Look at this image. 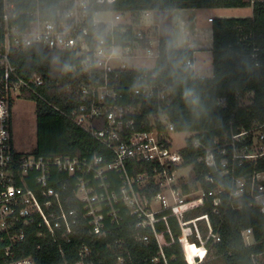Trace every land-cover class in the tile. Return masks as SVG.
<instances>
[{"label":"built area","instance_id":"2783aa9c","mask_svg":"<svg viewBox=\"0 0 264 264\" xmlns=\"http://www.w3.org/2000/svg\"><path fill=\"white\" fill-rule=\"evenodd\" d=\"M28 1L23 8L16 0H0V264H37L21 255L28 238L70 242L79 234L81 221L90 235L107 237L111 228L124 223L123 210L136 220V229L151 233L138 234L137 240L147 244L151 236L156 239L160 253L154 262L163 259L167 264L164 249L178 242L187 264H202L209 248L221 242L214 216L245 207L264 215V169L257 170L264 164V121L215 135L209 146L194 140V147L204 151L199 161L209 169L204 183L211 189L205 191L195 175L192 183L182 184V171L194 173V167L184 165L182 150L187 145L174 148L175 128L165 114L171 92L150 82L157 78L154 70L130 68L125 62L158 60L160 40L154 44L130 12L110 9L127 0ZM256 1L264 2L251 3ZM106 15L112 18L104 19ZM32 47L74 57L77 63L70 70L81 80L68 89L82 104L70 118L107 151L105 156L43 157L37 147L29 154L15 149L13 104L26 100L27 93L42 99L39 89L45 81L38 73L22 78L11 54ZM185 67L194 65L187 61ZM131 72L138 74L134 82ZM148 101L151 112L145 110ZM69 186L79 209L66 208ZM155 188L159 192L149 195ZM158 224L165 230L157 231ZM242 239L246 246L254 245L253 229H245ZM184 243L197 247L202 256L190 262ZM91 253L82 246L76 262L61 264H96Z\"/></svg>","mask_w":264,"mask_h":264},{"label":"trees","instance_id":"16d2710c","mask_svg":"<svg viewBox=\"0 0 264 264\" xmlns=\"http://www.w3.org/2000/svg\"><path fill=\"white\" fill-rule=\"evenodd\" d=\"M20 7L29 5L28 0H16ZM252 16L246 18L213 19V49L211 78L198 77L193 68H186L187 61H193L194 51L176 49L171 37H160V56L154 70L157 78L151 83L166 87L171 92V104L165 114L176 133H191L187 147L182 150L184 165L194 167L196 180L205 191L211 186L204 183L209 172L199 160L204 155L202 148H195L194 140L209 146L213 136L251 127L255 120L264 121V2L251 0H127L118 3L111 10L130 12L138 16L143 12H171L183 9H248ZM136 21V20H135ZM132 33L129 34V36ZM4 31L0 28V43ZM146 43V42H145ZM11 62L22 78L33 73L40 74L45 85L39 89L42 99L25 94L26 100L37 105V149L43 157L70 156L91 158L105 156L107 151L89 133L78 127L70 118L79 109L81 99L69 86L76 87L80 77L70 70L77 62L68 52H50L43 47H32L11 54ZM131 82L136 81V72L128 73ZM124 75V80L128 77ZM128 77V78H129ZM226 100L224 106L219 105ZM247 100V104H244ZM152 101L145 104L151 112ZM111 159V158H109ZM260 164L257 170H263ZM133 173V172H132ZM116 177L112 175V181ZM189 191V186H183ZM151 192V194H150ZM149 195L159 192L151 189ZM147 193V192H146ZM67 209H79L72 187L64 195ZM125 218L120 227L111 228L107 237L90 235L86 222L81 221L79 234L70 242L54 243L49 239L28 238L26 250L21 255L33 257L37 264H61L76 262L82 246L91 250V259L96 264H165L163 259L154 262L160 248L151 236L149 243L137 240V235H151L149 230L136 229V220L123 210ZM213 222L220 233L221 242L209 254L221 258L224 264H262L257 258L264 256V215L256 208L228 210L214 216ZM173 226V225H172ZM253 229L256 243L246 246L242 239L245 229ZM165 230L164 224L157 225V231ZM176 236L179 230L173 226ZM40 244L41 248H37ZM63 249V254L61 253ZM184 250L190 262L199 258L202 251L184 243ZM167 264H187L180 244L164 249ZM122 259V263L119 261ZM193 264V263H192Z\"/></svg>","mask_w":264,"mask_h":264},{"label":"rangeland","instance_id":"374dc122","mask_svg":"<svg viewBox=\"0 0 264 264\" xmlns=\"http://www.w3.org/2000/svg\"><path fill=\"white\" fill-rule=\"evenodd\" d=\"M159 13V12H158ZM159 16L156 12H151V14H146L145 12L141 13L138 16H133V20L135 18L136 23L140 25L141 28L149 38L152 39L154 44H158L160 37L165 36L169 37L171 34V29H177L180 26V17L177 16V12L172 13V20L169 22L171 12H163ZM163 15V17H162ZM220 13L217 11H209V13H203L198 18V26L200 28L210 27L208 24V17L219 16ZM223 17L226 18H246L252 16V10L242 9V10H231L226 11ZM104 19L112 18L111 15L103 16ZM160 20H159V19ZM125 21V19H124ZM134 22V21H132ZM172 22V28L170 23ZM211 23V22H210ZM138 27V26H137ZM171 28V29H169ZM179 30V29H177ZM210 58V57H209ZM206 56L201 57V61L204 64V72H199V74L205 78H211L213 76V72H209V67L212 65L211 59ZM126 64L130 68L136 69H148L155 70L157 68L158 60L154 59H126ZM244 104H247V100H244ZM13 121H14V142L15 149L22 154H29L33 152L37 147V114H36V103L33 101H27L24 99H16L13 108ZM171 137L174 142V148L182 149L187 145L188 140L192 137L191 133H172ZM182 179L181 183L185 182L192 183L194 181V173L189 171H182L181 173ZM209 254L204 259L202 264H224L221 258H216ZM258 263L264 264V256H260L257 258Z\"/></svg>","mask_w":264,"mask_h":264},{"label":"crops","instance_id":"0c3cea01","mask_svg":"<svg viewBox=\"0 0 264 264\" xmlns=\"http://www.w3.org/2000/svg\"><path fill=\"white\" fill-rule=\"evenodd\" d=\"M231 10H242V9H183V10H173L171 11V16L169 22L172 20V13L177 12V16L181 19L179 30L171 29V34L169 37L172 38L173 45L176 49H184V50H192L194 51V59L192 61L194 67L193 70L195 74L200 78H205L199 74V72H204V64L201 61V57L206 56L210 57L212 63V49H213V32H212V23L209 22L210 18L218 19V18H226L223 17L226 11ZM247 10H252V8H248ZM209 11H217L220 13L219 16H210L207 21L210 27L200 28L198 26V18L203 13H209ZM155 13V12H154ZM148 14H151L149 12ZM159 16L163 14V12L157 13ZM163 17V15H162ZM159 19V18H158ZM160 20V19H159ZM209 72H213V66L209 67Z\"/></svg>","mask_w":264,"mask_h":264}]
</instances>
